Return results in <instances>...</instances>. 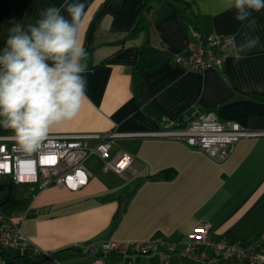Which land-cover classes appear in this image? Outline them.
I'll use <instances>...</instances> for the list:
<instances>
[{
	"label": "crops",
	"instance_id": "crops-1",
	"mask_svg": "<svg viewBox=\"0 0 264 264\" xmlns=\"http://www.w3.org/2000/svg\"><path fill=\"white\" fill-rule=\"evenodd\" d=\"M187 1L189 7L172 0L154 3L147 26L132 33L144 0H79L86 13L87 100L74 120L49 134L130 133L116 138L111 153L122 150L132 161L121 172L104 170L92 153L85 160L91 175L83 187L33 184L20 192L29 197L19 211L30 209L21 230L36 264H92L91 254L80 250L86 242H140L160 235L179 249L201 222L209 224L213 237L264 257V134L239 139L223 160L180 140L150 135L194 108L264 132V9L240 22L235 10H225L228 0ZM64 3L0 0V49L13 22L26 28L43 10ZM192 29L234 35L237 42L240 33L249 32L260 43L239 62L230 56L221 68L188 70L174 58L184 54ZM8 135L0 127V136ZM166 170L171 177L162 173ZM119 197L127 200L120 203ZM170 259L181 261L175 254ZM121 260L110 257L111 264ZM137 264L163 262L159 254L139 255Z\"/></svg>",
	"mask_w": 264,
	"mask_h": 264
},
{
	"label": "built area",
	"instance_id": "built-area-1",
	"mask_svg": "<svg viewBox=\"0 0 264 264\" xmlns=\"http://www.w3.org/2000/svg\"><path fill=\"white\" fill-rule=\"evenodd\" d=\"M228 37L192 29L184 54L176 56L174 62L188 70L221 68L230 57L224 48ZM260 134L264 132L247 129L235 120H221L214 110L200 111L196 108L183 115L181 124L176 120L168 121L150 133L152 136L180 140L190 148L202 150L213 160L227 158L239 139ZM128 135L131 134H49L41 149L35 153L20 151L12 135L0 136V176L9 177L18 186L31 183L39 188L58 185L76 190L88 182L91 173L85 166V160L92 153L102 159L104 170L121 172L130 164L132 158L126 152L111 153L116 138ZM91 138L96 139L94 146L88 144ZM29 213L27 208L9 216L0 208V264H7L2 256L6 250H30V244L21 230L22 220ZM80 250L91 254L92 264H111L112 253L122 258L117 264H137L139 255L153 254L161 255L163 264H175L170 259L173 254L181 259L176 264H214L221 260L228 264H264V257L254 249L239 248L213 237L207 222L191 228L179 249L174 243L156 235L140 242L109 240L101 245L86 242L80 245Z\"/></svg>",
	"mask_w": 264,
	"mask_h": 264
},
{
	"label": "clouds",
	"instance_id": "clouds-1",
	"mask_svg": "<svg viewBox=\"0 0 264 264\" xmlns=\"http://www.w3.org/2000/svg\"><path fill=\"white\" fill-rule=\"evenodd\" d=\"M262 9L264 0H228L225 10H235V19L244 22ZM85 15L79 0H65L43 10L34 24L13 22L9 28L0 49V127L22 152H38L51 130L74 120L87 100ZM240 36V42L234 35L224 41L234 62L260 43L249 32Z\"/></svg>",
	"mask_w": 264,
	"mask_h": 264
},
{
	"label": "trees",
	"instance_id": "trees-1",
	"mask_svg": "<svg viewBox=\"0 0 264 264\" xmlns=\"http://www.w3.org/2000/svg\"><path fill=\"white\" fill-rule=\"evenodd\" d=\"M161 1H163V0H144L143 4L140 7L138 20H137V23H136V25H135L132 33H136L138 31L144 29L147 26V24H148L147 17H146L147 12L150 11V9L154 5V3L161 2ZM172 1H175L177 3H180V4H182L185 7H189L190 6V4H189V2L187 0H172ZM186 113H184V114H186ZM183 115L180 116L176 120L179 124H181V122H182ZM162 173L165 174V177H171L172 174H173L172 170H166V171H163ZM5 177H7V176H5ZM7 178L12 183L13 189L16 190V192L19 193V194H21L20 192H23V190H26L27 187L33 185L31 183H25V184L20 185L21 187L19 189V186L18 185H15L10 180L9 177H7ZM17 189H19V190L22 189V190L19 191ZM126 193H127L126 196L128 197L129 193L128 192H126ZM127 197L126 198L124 197V200H123V198L119 197L120 203H121V199H122V201H126L127 200ZM117 214H118V212L116 213V215L114 216V218L117 216ZM112 255H115V254H113V253L110 254V257ZM2 256L6 260L7 264H19V263H23V264H36L37 263V260H35L33 257L30 258V256L28 255L27 250L24 251V252L23 251H20V250H6V251H4L2 253ZM39 256H41V255H39Z\"/></svg>",
	"mask_w": 264,
	"mask_h": 264
},
{
	"label": "rangeland",
	"instance_id": "rangeland-1",
	"mask_svg": "<svg viewBox=\"0 0 264 264\" xmlns=\"http://www.w3.org/2000/svg\"><path fill=\"white\" fill-rule=\"evenodd\" d=\"M28 200V194L19 195L9 179L0 176V208L6 215L11 216L19 212Z\"/></svg>",
	"mask_w": 264,
	"mask_h": 264
}]
</instances>
